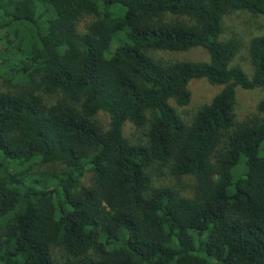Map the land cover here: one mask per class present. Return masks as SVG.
I'll use <instances>...</instances> for the list:
<instances>
[{
  "label": "trees",
  "instance_id": "obj_1",
  "mask_svg": "<svg viewBox=\"0 0 264 264\" xmlns=\"http://www.w3.org/2000/svg\"><path fill=\"white\" fill-rule=\"evenodd\" d=\"M231 11L264 16V0H0L17 85L0 91V264H264V101L235 116L238 88L264 90V35L250 77L220 40ZM195 48L209 61L153 56ZM195 79L224 88L188 125L171 102L189 105ZM163 168L193 175L196 197L155 187Z\"/></svg>",
  "mask_w": 264,
  "mask_h": 264
},
{
  "label": "rangeland",
  "instance_id": "obj_2",
  "mask_svg": "<svg viewBox=\"0 0 264 264\" xmlns=\"http://www.w3.org/2000/svg\"><path fill=\"white\" fill-rule=\"evenodd\" d=\"M97 20L94 15H85L78 22V29L81 33L87 32V27ZM264 35V16H256L246 11H231L227 13L223 22V33L220 37L221 41H236L239 44V51L232 63V66L239 65L251 77L253 75V66L250 60L249 47L251 40L255 37ZM4 44L0 43V50ZM115 47V46H114ZM113 54L111 51L109 55ZM156 59H163L165 61H190V62H208L209 54L203 48H195L191 51L184 53H153ZM3 63L0 57V67ZM224 87L220 85H211L205 79H195L189 83V90L191 92V102L184 107L177 106L174 102L171 105L175 107L181 119L190 125L199 111L208 104L222 91ZM17 91V85L7 80L3 70L0 69V91ZM43 96L48 104H54L59 96L58 95H45ZM237 106L235 111L236 120L242 122L252 116L258 114V106L264 101V90H243L238 88L236 91ZM97 119L104 128L109 127L110 116L105 113L97 115ZM125 136L132 142H137L141 133L138 132L131 123L125 126ZM63 166L60 163L49 165H38L35 167L36 171H50L59 172ZM155 187L167 186L174 189L177 193L185 198H195L198 187L197 180L193 175L176 178L169 174L168 169L163 168L162 172L153 171ZM94 183V174L88 170L81 179L83 186L89 187ZM57 262H60L61 255L57 252Z\"/></svg>",
  "mask_w": 264,
  "mask_h": 264
}]
</instances>
